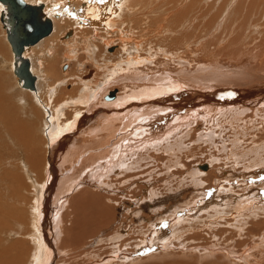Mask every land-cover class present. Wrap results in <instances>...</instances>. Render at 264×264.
Returning <instances> with one entry per match:
<instances>
[{
	"label": "rangeland",
	"instance_id": "1",
	"mask_svg": "<svg viewBox=\"0 0 264 264\" xmlns=\"http://www.w3.org/2000/svg\"><path fill=\"white\" fill-rule=\"evenodd\" d=\"M26 1L45 4L54 32L27 53L39 77L35 93L23 89L12 71L14 57L0 22V263L16 264L19 258L31 264L38 256L39 229L51 242L46 250L53 264H264V204L250 214L254 218L238 217L247 232L254 227L247 235L236 228L233 203H227L244 190L264 202V105L258 104L264 94L235 100L243 105L238 108L214 103L233 101L220 96L229 90L223 84L253 87L258 74L264 76V0H141L135 8L126 0H107L113 1L108 11L115 10V25L109 26L103 16L86 18L90 0ZM162 79L178 84L160 92L171 109L189 102L190 93L219 99L206 109L187 102L184 112L155 117L130 138L117 139L119 120L113 123L114 139L106 132L90 137L89 129L105 120L97 109L106 106L111 117L124 114L123 108L130 114L155 104L157 97L133 98L115 107L125 91L151 90ZM112 93L115 99L107 100ZM243 107L246 113H240ZM90 115L95 116L84 126ZM57 127L63 129L61 139ZM68 137L74 150L56 147ZM50 176L62 181L48 195L50 212L42 206L33 215L35 195ZM78 197L100 200L112 214L107 219L104 213L107 226L100 224L82 241L71 234ZM151 240L159 243L150 246Z\"/></svg>",
	"mask_w": 264,
	"mask_h": 264
},
{
	"label": "bare ground",
	"instance_id": "2",
	"mask_svg": "<svg viewBox=\"0 0 264 264\" xmlns=\"http://www.w3.org/2000/svg\"><path fill=\"white\" fill-rule=\"evenodd\" d=\"M24 2H26L27 3V5H32V6H35L36 8H38L39 10H40V13H41V16H42V18L45 20V19H50V21L52 22V27H53V30H52V33L54 32V21H53V19L51 18V17H49L47 14V7H45V4H33V3H29V2H27L26 0H23ZM72 1V0H71ZM74 1V0H73ZM82 1V0H81ZM85 1H88V0H85ZM117 3H119V4H121V2H123V0H115ZM90 2V4H91V6H90V8L88 9L89 10V13H88V15H87V19H92L93 21H97V20H101L102 19V16H103V25L105 24L106 26H109V25H115L114 23V21L112 20L114 17H115V15L114 14H112V13H114L115 12V10H114V8L112 9V10H114V11H112V12H110V11H108V6L109 7H112V3H113V1H111L110 3H108V1L107 0H90L89 1ZM85 3V2H84ZM124 3H127V4H129L132 8L134 7H138V6H140L141 5V0H126V1H124ZM124 3H122V5L124 4ZM87 4H89V3H87ZM108 8V9H107ZM187 13L189 14V9L186 7L185 8V11H184V18H185V16L187 15ZM107 14V17H105V15ZM2 16H4V20H2ZM10 16H9V14H8V10H7V8H6V5L5 4H3L1 1H0V22H1V24L3 25V28H4V30H5V32H6V35H5V38L7 39V41H8V43H9V45L11 46V50H12V53H13V57H14V59L12 60V63L14 62V67H13V73L16 75V73H15V69H16V66H17V64H16V57H15V54H14V51H13V48H12V45H11V43H10V41H9V39H8V32H9V27H10V24H7V22H8V18H9ZM59 25V24H58ZM109 28H111V27H109ZM51 33V34H52ZM71 33H74V32H70V34ZM51 34L49 35V36H51ZM48 36V37H49ZM47 38V37H46ZM45 38V39H46ZM44 40V39H43ZM42 40V41H43ZM42 41H40L39 43H41ZM39 43H37L35 46H37ZM35 46H29V47H26L25 48V50H24V52H23V57L24 58H28L27 57V53H28V51L29 50H31V48H33V47H35ZM29 53H30V51H29ZM100 56V55H99ZM30 61H31V59L30 58H28ZM10 70H11V68H10ZM31 72H32V74L37 78V83H36V90H30V89H27V88H24L23 87V85H22V82L20 81V79H19V77L16 75V77L19 79L18 81H19V84H20V86L23 88V89H26V90H30V91H32V92H35V93H38L39 92V89H38V86H37V84H38V81H39V77L37 76V74H35V71L33 70V65H32V62H31ZM194 73V72H193ZM264 74V73H263ZM109 76V75H108ZM125 77V76H124ZM223 77V76H222ZM258 77L259 78H257L256 80H253V82H255L256 84H255V86H253V87H250V86H247L246 88H235L234 89V87H232V86H234V84L235 83H233V84H229L230 82H227L226 84H223V85H225V87L227 88V89H229V90H232V89H234V90H241V91H243L244 93H243V95L245 96H242L241 95V99L240 98H238V99H235V97L233 98V101H223V102H221V103H219V101L220 100H216V101H218V102H214V103H216V104H221L222 106H219V107H233V108H238V106H243L242 104H237V103H235L234 101L235 100H238L237 102H245L246 100H248L249 101V99H252V98H257V97H259V94L260 93H262V94H264V76H262V74H258ZM139 78V77H138ZM224 78H226V76H224ZM241 78V77H240ZM136 79V78H135ZM167 79V78H166ZM181 79H182V77H181ZM139 80V79H138ZM141 80V79H140ZM242 80V79H241ZM246 80H250V81H252V77L250 76V77H246ZM121 81V80H120ZM136 81V80H135ZM154 81V80H153ZM182 82V81H181ZM183 82L184 83H186L184 80H183ZM191 82V81H190ZM249 83V82H248ZM229 84V85H228ZM247 84V83H246ZM186 85V84H185ZM185 85H183V86H185ZM145 86V85H144ZM182 86V85H181ZM191 86L194 88L196 85H192L191 84ZM217 86V85H216ZM131 87V86H130ZM177 87V88H176ZM232 87V88H231ZM172 88H176V89H178V84H175V83H171V84H169V83H167L166 81H165V79H162V80H160L159 81V83H158V85H155V87L153 88V89H151V90H147V89H145L144 87L143 88H140V89H138L139 91V93H137V92H135V90H131V91H129V93H127V91H125V93H123V96L121 97V99H120V101H119V103H117L116 105H115V107H117L118 109H119V107H122L125 103H126V101L129 99V97L130 96H132V99H133V96H136L137 94H138V96H139V98H140V96L141 95H143V97H144V99L147 101V100H153V99H155V97H157L158 98V100L159 101H155L154 103L155 104H151V105H148V106H143V108H145V109H143V110H141V111H137V110H134V112H130V114H129V110H127V109H120V110H122L123 112H125L124 114H122V115H120V114H115V115H113V114H110V115H112L111 117H109V116H107L108 114V110L106 111V112H103V111H101L99 114H97V113H95L96 114V116L97 117H99V115H100V117L102 118V117H104L105 118V120H104V123H103V125H101L100 126V128H93V129H89V135H90V137H92V138H95L96 137V135L98 134V133H100V132H106L107 134H108V136H109V138L110 137H114V134H113V131L114 132H116V133H118L117 131H115L116 129H115V127H114V121H115V123H116V120H119V121H124L123 123H122V128L121 129H123V137L121 138V133H119V134H117L116 136H117V139H119V140H123V139H125L126 137H128L129 136V138H130V135L134 132V131H137V130H139V129H141V131H143L144 130V127H146L147 126V124L150 122V121H152L155 117L158 119V118H160V120H164L165 119V117L164 116H168V115H170V114H175V113H177V112H184L185 110L184 109H186L187 107H189V104H191L190 105V107H196V108H201V109H206V108H210V107H208L207 105H211L210 103L211 102H213V100L214 99H219V96H209L208 94H202V93H197V92H195V94H192V93H190L189 94V96H188V94L187 95H185V98H187V100H189V104L187 103V102H179V103H177L176 104V108L177 109H171L170 107H169V105H165L164 103H163V100L164 99H162V98H160V92L162 91L163 92V90H167V89H172ZM231 88V89H230ZM54 89V88H53ZM127 90L128 89H130V88H126ZM126 89H124V90H126ZM214 89H216L215 87H214ZM219 89V88H218ZM38 91V92H37ZM184 91H186V90H184ZM54 92V91H53ZM57 92V91H56ZM179 92V91H178ZM183 92V91H182ZM209 93V92H208ZM172 94V93H171ZM174 94V93H173ZM178 94V93H177ZM180 94V93H179ZM178 94V95H179ZM175 96V95H174ZM223 99H225L226 97H227V95H224V94H221L220 95ZM198 97H203V98H205V102L203 101V100H200V99H197ZM160 98V99H159ZM176 98H177V100H178V96L176 95ZM221 98V99H222ZM260 98H262L263 99V97H260ZM175 99V98H174ZM181 99V98H180ZM207 100H209V102L207 101ZM83 101V100H82ZM81 101V102H82ZM86 102H87V100H85ZM170 101V100H169ZM253 101V100H252ZM153 102V101H152ZM83 103H84V101H83ZM174 103V102H173ZM250 103V102H249ZM254 103V102H253ZM258 104H263L264 105V100H262L261 102H259ZM246 105H247V102H246ZM253 105V104H252ZM101 107H103V105L101 106ZM106 107V106H105ZM111 109H110V111H113V106H111L110 107ZM117 108H114L115 110H117ZM1 109V108H0ZM141 109V108H140ZM188 109V108H187ZM191 109V108H190ZM48 110V109H47ZM125 110H127V111H125ZM246 110H248V109H246L245 107H243L242 109H241V111H240V113H244ZM206 110H204V112H205ZM82 112V111H81ZM132 113V114H131ZM246 113V112H245ZM105 114V115H104ZM129 114V115H128ZM0 115H4V112L2 111V110H0ZM58 115H60L59 113H58ZM57 115V116H58ZM81 114H77L76 116H75V120L80 116ZM104 115V116H103ZM50 116V118H48V120H49V122L53 119V118H55L56 117V114L55 113H53L52 114V116L51 115H49ZM99 117V118H100ZM127 117V118H126ZM52 118V119H51ZM74 118V117H73ZM92 116L90 115V117H89V119H87L88 121H85L86 123L84 124V126H87V124L92 120ZM128 119H130V124H129V122L127 121ZM74 120V121H75ZM55 121V120H54ZM81 123H82V120L80 121ZM80 122L78 121V123L76 124V127H74V128H77V126L78 125H81L80 124ZM57 123V124H56ZM56 125H58V122L56 121ZM69 124V123H68ZM83 126V125H82ZM46 127V126H45ZM60 128V129H59ZM66 128V127H65ZM49 130L51 129V124H50V126H49V128H48ZM73 129V128H72ZM120 129V130H121ZM58 132H57V131ZM68 130V129H67ZM67 130H65V131H67ZM119 130V131H120ZM55 131L57 132V134L60 136V138L59 139H61V135H62V132H63V129H61V127H57L56 129H55ZM71 131V130H70ZM76 131V130H75ZM72 132V131H71ZM115 133V134H116ZM48 134V133H47ZM66 134V133H65ZM52 135V134H51ZM58 135H57V137H58ZM146 134H144V135H142V136H145ZM66 136V135H65ZM64 136V137H65ZM98 136V135H97ZM63 137V136H62ZM72 137V136H71ZM71 137L69 138H65L64 140H63V138H62V140H59L61 143H59L56 147H60V149L63 151V150H66V148L68 149V150H71L72 149V147L73 146H71L73 143V141H72V139H71ZM74 138V137H73ZM136 138V137H135ZM55 139V138H54ZM114 139V138H113ZM116 139V138H115ZM107 142V141H106ZM51 143V142H50ZM52 145H53V143H51ZM93 144V143H92ZM98 144V143H97ZM117 144V143H116ZM120 144V143H119ZM118 146V145H117ZM51 153L52 152H54V153H59V152H57L56 151V149H53L52 147H51ZM72 150H74V149H72ZM76 151V150H75ZM115 151H117V149L115 148ZM61 153V152H60ZM64 153V152H63ZM66 153V152H65ZM106 153V152H105ZM60 155H62V154H60ZM79 155H83V153L82 154H79ZM98 157H101V159H106V157H105V155H99ZM57 158V157H56ZM84 158V157H83ZM100 159V158H99ZM65 161V160H64ZM59 162V161H58ZM61 162V161H60ZM40 165V164H39ZM53 165H54V168L56 167L55 166V164L53 163ZM57 168V167H56ZM196 168V167H195ZM52 170H54V169H52ZM206 170V169H205ZM202 172V171H201ZM56 173H57V171H56ZM51 174V173H50ZM193 174V173H192ZM56 175V174H55ZM59 175V174H58ZM55 178H56V180L54 179V180H52L51 181V179H52V177L50 176L49 177V179H48V183L46 184H42L41 185V187H40V189L42 188V191H40V192H38V194L37 195H35V197H36V201L34 202V206H33V215L34 214H37L38 213V216L40 215V213H41V207L43 206L45 209H46V211H47V214H49V212H50V208H49V201L47 200L48 199V195H49V193H50V191H51V196H52V194H53V192L58 188V186H59V184L60 183H62V181H61V177L59 176V180L61 181H59L57 178H58V176H55ZM46 182H47V180H45ZM57 181H58V183H57ZM99 181V180H98ZM60 182V183H59ZM82 182V181H81ZM195 183V182H194ZM247 185V184H246ZM71 187V186H70ZM229 187V186H228ZM227 187V188H228ZM59 188H60V186H59ZM230 188V187H229ZM228 188V189H229ZM261 189V188H260ZM260 189H259V191H260ZM263 189V188H262ZM45 191V195H43L42 193H44V191ZM58 190V189H57ZM56 190V191H57ZM234 193V192H233ZM253 193H250L248 190H244V191H240L239 193H237V194H233V196L229 199L231 202H227V203H229V204H231V203H233V207H234V211H233V213H232V216H233V218L234 219H236V221H237V223H238V226L236 227V228H238V229H240L241 231H242V229H243V227H244V225H243V222L241 221V220H243V219H245V217H247V216H249V218H254V216H252V217H250V214H254L253 212L255 211V209L256 208H262L263 207V204H264V202L263 201H254L252 198H250L251 197V195H252ZM83 195V194H82ZM232 195V194H231ZM254 195H257V194H253V196ZM259 195V194H258ZM261 196V195H260ZM43 197H44V201H43ZM63 197V196H62ZM68 197V196H67ZM52 198V197H51ZM79 199H81L80 197H78ZM78 198H76V200L78 199ZM34 199V198H33ZM78 199V200H79ZM258 199V198H257ZM63 201L65 200V198H63L62 199ZM78 200H77V202H75V201H73V203H76V204H78L77 205V217H76V219L74 220V222H73V224H72V228H73V231L71 232V234L73 235V237L72 238H76V237H78V241H82L85 237H87V236H89V234H91V232H93V231H95V229L97 228V226H99L100 224H101V226L103 227L105 224H106V226H107V223H108V221H104V216H108V215H106V214H109L110 215V217L109 218H107V219H110L111 218V216H112V214H111V212H108V210H103V205H102V203L101 202H99V201H95V202H92V199H85V198H82L79 202H78ZM34 201V200H33ZM41 201H43L42 203H41ZM225 201H228V200H225ZM45 202H46V206H45ZM62 202V201H61ZM65 202V201H64ZM72 202V201H71ZM212 202H214V201H212ZM211 202V203H212ZM63 203V202H62ZM215 203V202H214ZM221 203V202H220ZM65 204H67V203H65ZM216 204V203H215ZM61 205H63V204H61ZM211 205V204H210ZM59 206V205H58ZM57 206V207H58ZM218 206V205H217ZM222 206V205H221ZM224 206V205H223ZM220 206H218V208H219ZM226 207V206H225ZM107 208V207H106ZM212 208H215V207H213L212 206ZM211 208V209H212ZM217 208V207H216ZM215 208V209H216ZM223 208V207H222ZM228 208V207H227ZM60 210L62 209L61 207L59 208ZM109 209V208H108ZM219 210H221V209H219ZM223 211V210H222ZM221 211V212H222ZM224 212V211H223ZM222 212V213H223ZM247 212H248V214H247ZM104 213H106V214H104ZM261 213H263V212H261ZM215 216H217L216 214H215ZM219 216H220V213H219ZM261 216V215H260ZM59 217V216H58ZM238 217H240V219H238ZM47 218V217H46ZM45 218V219H46ZM189 218V217H188ZM106 219V218H105ZM104 221V222H103ZM103 222V223H102ZM179 224V223H178ZM232 224V223H231ZM8 225V224H7ZM222 225V224H221ZM223 225H225L224 224V222H223ZM260 226H259V229H256V231H260L262 228H260L262 225L261 224H259ZM96 226V227H95ZM208 226V225H207ZM231 226V225H230ZM243 226V227H242ZM94 227V228H93ZM221 227H223V226H221ZM221 227H219V228H221ZM225 227V226H224ZM100 228V227H99ZM190 228V227H189ZM231 228V227H230ZM249 228H250V226H249ZM235 229V228H234ZM213 230H214V228H213ZM233 230V229H232ZM243 230H245V229H243ZM255 229H254V227L252 228V230L250 231V232H247L246 230H245V232H246V234L248 233V234H250V233H252L253 231H254ZM257 232V233H258ZM35 233H37L36 235H37V239H38V249L37 248H35V250L37 251V253H38V256L36 257V259H33V263L34 264H53V262H54V258L52 259L51 258V256H50V253L48 252V250H46V248L47 249H49V246H51V242H50V240H48L47 238H48V236L47 235H45V236H43L42 234V230H39V229H36L35 230ZM214 233V232H213ZM240 233V232H239ZM247 234V235H248ZM259 234H260V232H259ZM263 235V234H262ZM242 236V235H241ZM252 236V235H251ZM154 237H156V236H154ZM214 237H219V235L218 234H214ZM46 240H48V242H46ZM154 240V239H153ZM153 240H151V243H150V246H155V245H157L158 243H159V241L158 242H153L152 243V241ZM218 241H222V238L221 237H219L218 238ZM47 243V244H46ZM75 243V242H74ZM42 244H44V245H42ZM147 244H148V242H147ZM139 245H141V250L143 251V248H145L144 247V245H145V242H141V244H139ZM218 246V244H214L213 246ZM224 248V247H223ZM140 250V249H139ZM148 250V249H147ZM150 250H152V248L150 249ZM230 250V249H229ZM211 251H213V250H211ZM4 252L6 253V252H11V251H9L8 249H5L4 250ZM231 252H233V251H229L228 253H226V254H228V256H229V254L231 253ZM254 252V251H253ZM246 253V252H245ZM6 255V254H5ZM7 256V255H6ZM115 257V256H114ZM113 257V258H114ZM153 257V256H152ZM250 258V257H249ZM18 259V260H17ZM150 259V258H149ZM16 261L15 262H17L16 264H20V262H21V260L19 259V258H16L15 259ZM53 260V261H52ZM138 260V259H137ZM142 260V259H141ZM144 260V259H143ZM245 260V259H244ZM262 260V259H261ZM0 261H1V259H0ZM35 261V262H34ZM259 261V260H258ZM258 261H256L257 263H258ZM7 262L8 263H11V261L10 260H7ZM32 262H31V264H32ZM245 262H250V260L247 258L246 260H245ZM3 263V262H2ZM2 263H0V264H2ZM22 263V262H21ZM262 262H260V263H258V264H261ZM4 264V263H3ZM6 264V263H5ZM247 264V263H246ZM250 264V263H249Z\"/></svg>",
	"mask_w": 264,
	"mask_h": 264
},
{
	"label": "water",
	"instance_id": "3",
	"mask_svg": "<svg viewBox=\"0 0 264 264\" xmlns=\"http://www.w3.org/2000/svg\"><path fill=\"white\" fill-rule=\"evenodd\" d=\"M0 1L6 5L10 16L7 22V24H10L8 39L16 57L17 66L15 73L24 88L36 90L37 78L31 72V61L23 57V52L26 47L35 46L52 33V22L50 19L44 20L38 8L27 5L23 0ZM2 20H4V16H2ZM243 93L241 90L237 91L234 89L221 92V94H226L228 98L235 97V99H241V95L244 96ZM110 95V97H107V100H114L116 97L115 93ZM223 101L220 100L219 103Z\"/></svg>",
	"mask_w": 264,
	"mask_h": 264
},
{
	"label": "crops",
	"instance_id": "4",
	"mask_svg": "<svg viewBox=\"0 0 264 264\" xmlns=\"http://www.w3.org/2000/svg\"><path fill=\"white\" fill-rule=\"evenodd\" d=\"M133 98H138V99H140V100H145L144 99V97H143V95H141L140 96V98H139V96H138V94L136 95V96H133ZM130 100H132V96H130L129 97V99L126 101V103L128 102V101H130ZM146 101V100H145ZM147 101H150V100H147ZM143 106H146V105H142V106H140L139 107V109L137 108L136 110L137 111H141V110H143V109H145V108H143ZM129 108V107H128ZM128 108H125V109H128ZM141 108V109H140ZM97 110H100V112L101 111H103V112H106L108 109H107V107H105V109H103V107H101V108H99V109H97ZM133 112H134V110H133ZM97 113V112H96ZM97 114H99V113H97ZM92 117H94L95 115H91ZM128 122H129V124L131 123L130 122V119H128L127 120ZM124 121H121V123H123ZM122 130V132H123V129H121ZM121 130H120V133H121V138L123 137V133L121 132ZM196 206V205H195ZM215 215V214H214Z\"/></svg>",
	"mask_w": 264,
	"mask_h": 264
}]
</instances>
